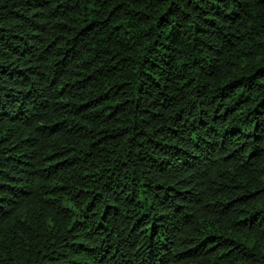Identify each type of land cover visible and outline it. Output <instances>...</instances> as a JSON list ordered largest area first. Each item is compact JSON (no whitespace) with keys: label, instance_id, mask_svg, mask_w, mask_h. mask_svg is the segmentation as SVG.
I'll use <instances>...</instances> for the list:
<instances>
[{"label":"trees","instance_id":"obj_1","mask_svg":"<svg viewBox=\"0 0 264 264\" xmlns=\"http://www.w3.org/2000/svg\"><path fill=\"white\" fill-rule=\"evenodd\" d=\"M0 264H264V0H0Z\"/></svg>","mask_w":264,"mask_h":264}]
</instances>
